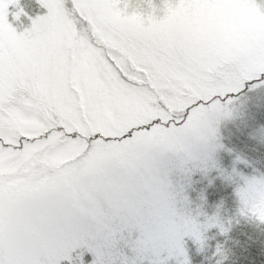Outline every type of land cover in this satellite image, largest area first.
Returning a JSON list of instances; mask_svg holds the SVG:
<instances>
[{
  "label": "snow or ice",
  "instance_id": "1",
  "mask_svg": "<svg viewBox=\"0 0 264 264\" xmlns=\"http://www.w3.org/2000/svg\"><path fill=\"white\" fill-rule=\"evenodd\" d=\"M38 3L20 31L0 0V264H190L185 238L227 229L171 175L216 167L217 124L264 87V0ZM233 175L264 223V174Z\"/></svg>",
  "mask_w": 264,
  "mask_h": 264
},
{
  "label": "rangeland",
  "instance_id": "2",
  "mask_svg": "<svg viewBox=\"0 0 264 264\" xmlns=\"http://www.w3.org/2000/svg\"><path fill=\"white\" fill-rule=\"evenodd\" d=\"M130 3L144 7L147 0H130ZM153 3L159 5L161 0H153ZM20 4L27 16L22 17L21 22L12 20L10 16V21L20 31L23 30L21 23L24 27L30 26L28 17L34 19L46 14V9L39 6L38 0H20ZM233 108V115L221 120L216 126L214 142L223 145L212 153L216 167H211L206 173L197 168L187 179L184 173L173 172L171 175L173 183L184 187V195L187 197L186 213L202 223L206 217L218 216L227 229L224 233L219 227L208 229L204 233L206 241L202 251L198 250L192 239L185 238L190 264H197L199 260L200 264H233L230 258L237 252L238 245L244 246L246 241L242 240V234L250 227L259 226L263 229V235L258 234L256 239L264 244V223L241 214L242 205L236 196V189L242 184V180L237 175H233L232 179L228 178L233 169L243 176L264 174V139L258 135L259 130L264 129V87L241 92ZM237 157L247 161V164L238 162ZM257 211H264V205L258 206ZM241 242L244 244H240ZM218 246L223 250V255L217 254ZM169 264L176 262L171 260Z\"/></svg>",
  "mask_w": 264,
  "mask_h": 264
},
{
  "label": "trees",
  "instance_id": "3",
  "mask_svg": "<svg viewBox=\"0 0 264 264\" xmlns=\"http://www.w3.org/2000/svg\"><path fill=\"white\" fill-rule=\"evenodd\" d=\"M263 229L259 226L247 228L242 234L244 246H237V252L230 258L233 264H264V244L259 242L257 235H263ZM240 247V249H239ZM212 253V251H211ZM217 257L214 258L216 261ZM199 260V259H198ZM200 264V260L197 262Z\"/></svg>",
  "mask_w": 264,
  "mask_h": 264
},
{
  "label": "clouds",
  "instance_id": "4",
  "mask_svg": "<svg viewBox=\"0 0 264 264\" xmlns=\"http://www.w3.org/2000/svg\"><path fill=\"white\" fill-rule=\"evenodd\" d=\"M218 264H219V262H218Z\"/></svg>",
  "mask_w": 264,
  "mask_h": 264
}]
</instances>
